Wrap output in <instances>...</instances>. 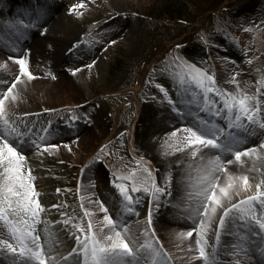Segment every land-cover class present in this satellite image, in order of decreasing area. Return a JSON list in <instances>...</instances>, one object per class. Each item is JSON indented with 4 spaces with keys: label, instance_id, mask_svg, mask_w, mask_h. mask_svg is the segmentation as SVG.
<instances>
[{
    "label": "rangeland",
    "instance_id": "obj_1",
    "mask_svg": "<svg viewBox=\"0 0 264 264\" xmlns=\"http://www.w3.org/2000/svg\"><path fill=\"white\" fill-rule=\"evenodd\" d=\"M44 1L46 0H37L36 4L41 6ZM51 3L57 6L53 15L61 19L56 25L55 36L60 42H67L58 46L59 51L63 52L66 49L64 54L68 56V52L77 48L76 56L71 57L74 61L70 65L67 64L71 69H63V63L67 59L63 58L61 64L55 65L54 60L48 56L56 47V38L51 42L48 40L49 43L44 44L43 47H36L35 50L31 48L35 40L40 37L39 33L31 35L34 29L40 27L38 23L33 30L30 28L26 37L22 39L27 47L23 48L20 54L17 55V50L4 51L0 45V56L6 59L11 56V60H15L13 57H18L31 48V52L34 53L31 66H34L38 75L48 77L45 64H52V68L71 73L75 80L70 84L71 86L59 87L62 92L56 93L57 90L52 88L53 99L46 98L47 101H44L47 97L44 91L37 95L22 90L15 84L18 93L14 90L11 92L12 101L15 99L13 107L10 103L4 104L11 125L26 118L27 115L34 116L40 108L47 110L56 108L54 106L59 104L65 106L71 102H81L89 96L95 98L87 108H83L85 115L96 116L97 119L94 127L89 129L90 136L85 133L81 138L74 139L67 144L66 149L64 148L65 152L59 149L64 145L54 143L53 140L48 145L53 143L55 147L43 146L41 153L39 151L25 157H31L30 162L25 159L22 161V163H30L27 166L23 164L24 172L27 174L28 169H31L33 183L43 206V211L39 213V223L36 225L37 231L48 264H56L58 254L64 253L68 256L76 247V237L84 235L79 230L82 222L86 230L95 231L101 236L108 233V231L102 232L99 228L100 225L106 228L108 224L103 220L106 199L98 195V187L104 188L108 180L115 178L109 176L107 180L101 160L108 162L114 172L126 174L120 182L127 181L128 189L132 193L136 192L139 197L144 194V189L133 191V179L129 177L135 178L137 175L147 174L133 173L132 148L134 147L136 152L139 147L149 156L151 162H148L149 165L159 166L157 158L167 156L174 150H182L177 147H186L180 142V135L168 134L172 135L171 137L175 136L177 141L163 138L161 140L163 148L160 146L158 149L156 146L153 150L154 143L149 142L150 134L147 128L149 122L145 126L144 123H140L148 111H152L155 117L159 113L166 112V108L161 107L164 105L163 100L171 102L167 99L166 89L169 78L176 72L182 71L180 69L184 65H195L214 77V83L205 81L209 88L227 90L235 95L246 93L258 97L259 101H264V0H51ZM73 6H76L75 10ZM123 7L127 10H123ZM43 8H38L33 13L37 14L38 20L41 18ZM113 11H115L113 15L106 16ZM52 16L43 20L41 31L47 24L51 26L57 19H52ZM18 21L22 24L28 23V19L24 18H19ZM12 25L16 27L15 24ZM52 35L54 33H51ZM63 37L65 39L62 40ZM1 41L6 43V40L0 36V44ZM176 43L181 44L170 50L169 47ZM73 69L78 71L74 72ZM3 71L4 73L0 75V84L5 89L6 86L9 87L13 75L8 77L7 71ZM55 72L56 70L52 73ZM165 75L168 77L164 79ZM182 75L187 77L184 72ZM188 79L186 82L189 84L183 87L187 95L188 92L193 93L194 89L191 86H196L191 76ZM155 84L163 85L162 96L155 91L157 88ZM41 86L38 85L39 88ZM46 90L49 94V90L47 88ZM203 91L200 87L198 93ZM207 94L214 95H210V98L217 102L216 96L219 95L216 92L210 91ZM217 103L216 106L219 107L221 104ZM20 113L25 114L18 115ZM110 120H113V123ZM257 122L263 124L262 130L258 132L264 140V116ZM2 131L4 129L0 126V132ZM252 133L249 134V141L241 138L247 142L244 148L243 145L241 147L243 150L252 149L251 153L246 155L251 157L256 165L241 169L248 180L255 172L259 174L262 182L264 181V146L257 143V137ZM32 134L35 135V131L26 132L27 136ZM22 143L23 140L20 144ZM187 146H193L188 160H196L197 154L192 155L195 145ZM16 148L20 150L18 146ZM152 151H155L154 154ZM66 157L73 162L70 168L65 166ZM79 157L80 160L77 162ZM82 163H84L83 170L80 167ZM235 165L240 166L238 161H235ZM171 169L173 167L168 166L165 171ZM227 169L223 173L229 174ZM239 169L240 167L237 174H230L229 177H240ZM79 172L85 173L87 177L82 173L78 174ZM260 185L259 190H263L264 183ZM240 187L242 188L233 190V196L228 195L229 198L231 197L230 201L226 198L223 204L239 197L246 186ZM85 209L92 213L91 229H88L89 216L85 215ZM132 210L133 208H130V211ZM154 213L152 212V216ZM144 218L145 215L138 220ZM122 219L123 226H128L126 238L130 240L132 227L138 220L132 221L130 215L123 216ZM110 227L109 225L108 228ZM5 239L15 243L6 223L0 219V241ZM7 252L10 254L8 250ZM11 255L12 258L5 264H24L25 257L19 253H11ZM68 261L72 262L71 259Z\"/></svg>",
    "mask_w": 264,
    "mask_h": 264
},
{
    "label": "snow or ice",
    "instance_id": "obj_2",
    "mask_svg": "<svg viewBox=\"0 0 264 264\" xmlns=\"http://www.w3.org/2000/svg\"><path fill=\"white\" fill-rule=\"evenodd\" d=\"M76 6H73L75 10ZM18 62L21 73H27L29 77L34 74L27 67L26 60L23 57H13ZM189 69V75L191 79L195 81L205 93L216 92L223 101V107L227 109L229 118H234L237 123L242 122L244 118L248 122H253L256 115L259 113V98L256 96H249L246 93L235 95L227 90H219L215 87L209 88V83H214V77L209 76L202 69L197 68L195 65H186ZM72 71H78L73 69ZM20 76L16 77L19 80ZM14 86V85H13ZM11 92V87L8 88ZM7 97L0 98V126L4 131L0 132V219H2L13 237L15 243H10L7 239L0 241V248L5 247L11 253H19L25 257L24 264H48V260L45 255V249L41 243L40 235L37 231L36 225L39 223V213L43 211V206L39 200V192L35 189L33 183V177L31 175V169H28L27 174L23 171V163L25 155L22 151L18 150L13 142H10L9 137L15 135V129L11 126V121L7 117L4 110V100ZM207 100V96H205ZM255 101V105H253ZM220 111L217 110L216 115H219ZM184 131L188 134V138L185 146L195 145L192 155L195 156L196 152L201 146H212L215 149H223L224 151H233L234 142L228 141L227 143H221L219 141L220 129L212 128L207 122H203L199 126L186 127ZM175 134V133H173ZM44 147H55V145H43ZM252 149H244L242 151H235L234 155L237 160L241 158L243 154H250ZM220 161L219 155L215 157H209L207 164L202 168L204 173L203 177L199 180V195L204 200V212L209 215H214L217 211V206L221 205V198L229 195V188L231 183L224 187H219L215 181L218 179L214 176V171L217 170V162ZM223 163L222 161H220ZM231 163V161H229ZM148 174L146 176L137 175L133 179L132 188L133 191H139L143 188L146 192H151L155 197L156 193L166 191L162 189L152 178L151 172L148 169H144ZM136 170L133 169V173ZM120 181L124 179L121 175L118 177ZM244 185L248 184V177L243 178ZM119 191L123 193L126 200L132 201L133 197L129 193L128 187L124 183H117L113 181ZM261 183H264L262 181ZM219 187V193L217 188ZM261 185L257 184L258 191L252 196L246 197L243 201L237 204H232L230 208H225L223 216L220 218V227L223 228L225 218L229 215V212L234 209H243L244 205L250 204L252 201L259 199L261 203H264V191H260ZM105 215L103 220L110 225V229L106 235H98L95 231L86 230L83 222L79 225V230L84 235L76 237V245L73 252H81L83 254V264H127L125 256L137 255L133 245L130 244L127 237V229L121 228L117 221L108 214L107 207H103ZM85 215L89 216L87 222L88 229L92 227L90 210H84ZM199 214V210H198ZM251 215V213H249ZM252 219H257L256 216H252ZM152 221L151 207L148 211V223ZM261 228H264V219L259 220ZM147 232L148 230L145 229ZM154 231V229H153ZM193 231L189 230L186 235L191 237ZM196 243L199 245V256L208 259V253L206 252V225L203 219L200 220V228L197 234ZM141 248L148 250L155 257L161 255L160 251L156 249L152 243L145 241L140 245ZM162 247V245H161Z\"/></svg>",
    "mask_w": 264,
    "mask_h": 264
},
{
    "label": "bare ground",
    "instance_id": "obj_3",
    "mask_svg": "<svg viewBox=\"0 0 264 264\" xmlns=\"http://www.w3.org/2000/svg\"><path fill=\"white\" fill-rule=\"evenodd\" d=\"M12 1H14V0H12ZM1 2L2 1L0 0V4H1ZM19 3L21 4V6L18 9L17 16L15 18L19 19L21 9H26V12L32 13V10L30 9L31 8V4L30 3L26 2L25 5H23L20 1H19ZM11 6L14 7V4L13 5L11 4ZM11 9H13V8H11ZM11 9H9V10H11ZM123 10H127V8L123 7ZM113 13H114V11H113ZM41 16L45 20L47 19V16L45 14H43ZM31 17H33V15H31ZM58 22H61L60 18H57L56 20H54V22L52 23L51 26H48L47 28H45L44 32L42 34H40V37H38L35 40V42H34V44L32 46V48L35 50L36 47H43L44 44H47V43L51 42L52 40H54L56 38V40H55L56 47L53 48V53L48 55L50 57V59L54 60L55 65H58V64L62 63V59L64 58L63 52L66 50V49H64L63 52H60L59 51L60 47H58V46L63 44V43L64 44L67 43L65 41L64 42H62V41L60 42V40H58L57 37L55 36V32H57L56 25H57ZM37 23H40V22L38 21ZM51 33H54V35L51 36ZM63 39H65V38L63 37L62 40ZM48 40H50V41L48 42ZM33 55H34V53L28 51L22 56L26 60L27 67L34 74L32 77H29L27 75V73H21L19 65H18V62L16 60L14 62H12V60H10V59H6L5 57H0V75L4 73L3 70L7 71L6 76H8V77H11L13 75V81L11 83H9V87H11V92L14 90L16 93H18V89L15 87L16 85L18 87H20L22 90H28L29 92L36 93L37 95L44 91L46 96H47V97H45L44 101H47L46 98H48V100H52L53 99V95H52L53 90H52V88L55 91L57 90L56 93L62 92V89L59 88V87H66V86L68 87V86H71L70 84L75 82L74 77H73V75H71V73L63 72L62 69H54V68L51 67L52 64L51 65H49V64L46 65L45 64V66H46L45 70L48 71L47 74L49 75L48 77H43L41 75H38L37 72H36V69H34V66H31V58H32ZM55 70H56V72L52 73ZM17 76H20L19 80H16ZM40 84L42 86L39 88L38 85H40ZM61 84H64V85L62 86ZM44 86L49 90V94H47L48 91L46 90V88L44 89ZM9 87L6 86L7 90H5L3 88V86H2V84H0V94L3 95L4 97L5 96L7 97L6 99L8 101L4 100V104L7 105L8 103H10L12 105V107H13V102H15V99H14V101H12V99H11V95L12 94H11V92L8 91ZM90 97H92V96H89V98ZM0 98H2V97H0ZM83 102H85V101L71 102L69 105H76V104L83 103ZM60 105H63V104H59V105H56L54 107H58ZM24 111H28V110H24ZM179 115H181V114H179ZM168 120H169V118H167L165 116H162L161 114L158 115L157 117H155L153 115L152 111H148V113L145 116L144 120L142 122H140L141 124L144 123V126L147 125L146 124L147 122H149V125H147V128H148V132L150 134L149 135V137H150L149 138V142H153L154 143V144L152 143L153 146H154L153 150H155L156 146H157V148L160 147V146L163 148V144L161 142L162 138L174 139L173 142L177 141V139H175L174 137H171L172 135H170V136H167V135H157V136H155L157 131H160V130L161 131H165V130H167V129H165L163 127L164 125H162L161 122L164 123L165 121H168ZM152 121L155 122L156 126L149 127L152 124ZM140 125H138V126L140 127ZM168 133H171V134L175 133L176 135H180L181 136L180 137V142H182L184 144V146H185L187 138H188V134L184 131V129H176V130H172V132L168 131ZM86 135L90 136L91 135L90 131H87ZM81 137L82 136H80L79 138H81ZM84 140H85V138H84ZM91 144H92V142H91ZM87 145L90 146L89 142H87ZM204 147H202L201 149L203 150ZM209 147H211V146H207L206 149H208ZM64 148H65L64 146H60L59 147V149L62 152H65ZM191 148L192 147H190V146H186L182 150H174L173 152H170L169 155L164 156L162 158H157V159L160 161V163L163 166H165V165H166V167L172 166L178 172L176 175H174V177H172L173 181L171 180L170 176L164 177L166 179V181H167L166 182V187L172 186L173 184H168V183H172V182L175 183V181H174L175 178L178 179V180L181 179L183 183H188L191 180V178L190 177H183V176H185V174L188 173L189 170L194 169V168H195L194 170H196L198 167H200V170L196 174H194L195 177H196V180H194V182L197 184L196 186H194V192L189 190L188 187L179 180L180 181V185H181V189H180L179 192L175 193V198H177V195H180L181 201L184 204V208H183L182 212H183V214L188 215L191 225L196 226L198 221L203 219L205 221L206 231H209L210 224H215L217 219L220 220V218L222 217L221 213L219 215H217V214H218L219 208L222 206L223 203H225L226 198L228 199L229 196H233V193H234L233 190L237 189L238 187L242 188L240 186H245L243 184L244 182H243L242 178L244 176H246V175L243 174L241 168H252V167H254L256 165V162L252 161L251 160L252 158L247 156L246 154H243L239 160H237L235 158V155H234V157L229 160V161H231V163H229V161L226 163V168L225 169L229 168V169H227L229 174L222 173L221 171L223 169H221L220 167H218L217 170L214 171V176L218 178L217 179L218 180L217 181V185L219 187H224L225 185L227 186L230 183H231L232 186L229 188V196L221 198V205L217 206L216 213L214 215H211V219H209V215L205 214V212H204V200L199 195V192H198V189L200 187L199 180L204 175V173L202 171V168H203V166L205 164H207L208 158L205 159L207 157L206 156L205 158L198 159V161L194 160L193 163H191L188 160V156H189V152H190ZM158 149H160V148H158ZM154 152L155 151H152L153 154H154ZM79 160H80V157L77 158L76 161L79 162ZM235 161H238L240 166L239 165H235ZM23 164H24V166H27L30 163L24 162ZM82 164H84V163H82ZM217 165H220L219 162H217ZM65 166H67L69 168L72 166V163H70V161H69V159L67 157L65 159ZM239 167H240V169H239L238 175L240 177L230 178L229 177L230 174H237V171H238ZM23 171H25L24 167H23ZM181 171L184 174H182ZM170 173L171 172H169V175H170ZM178 180H176V181H178ZM259 180H260L259 174L253 172V176H251L250 180H248L247 186L243 188V190H244L243 192L244 193L242 192L241 195L242 196H246V195H248V193H250V194L253 193L252 195H254V193H256L258 191L257 190V184H261V183H258ZM219 187L217 188V192L218 193H219ZM260 191H264V190H260ZM192 197L197 198V199L194 198V200H193L194 201L193 202L194 206H193V204L191 202ZM180 198H177V199H180ZM230 198H229V201H230ZM198 199L200 200V202H199ZM234 201L235 200H232L231 202H234ZM231 202H229V203H231ZM198 203H201V207L200 208H197L198 207L197 206ZM125 210L128 211V207H126ZM198 210H199V214H198ZM238 210L240 212H236L235 209H234L235 215H233L232 217H230V218L225 220L223 228L217 227L216 232L213 233V231H212V233L214 234V239L217 242L216 248H220L219 250H217L215 252V256L216 257H219V256L223 257V256L227 255V252H228L227 250L222 249L223 245H221L219 243L220 238H224L226 236V235H224V232H223L224 228H229L230 229V231H229L230 237L229 238L234 241L235 245L241 251H243L242 244L237 240L238 237H240L241 234H246V237L250 238L252 235H254L253 231H256L257 233H261L260 231H264V228H261L260 224L255 225V223H252L249 220H247L248 225H244L242 228H235V230H234V226H232V224L235 223L234 221L240 220V219H238L236 217V215H242V216H248V217H252L253 216L252 210H250L248 207L244 206L243 209H238ZM145 211H147V209H144L141 212H139L137 214V216L138 217L143 216ZM167 211H169V210H167ZM159 213L162 216L164 214V210L159 212ZM249 213H251V215H249ZM174 214H175V216H177L176 213H174ZM175 216L171 215L170 212H168L163 217L158 218V221L157 220H155V221L152 220L151 224H149L148 220H147V223L151 227L148 228V231L146 232V234H148L149 232L152 231V232H155L161 238H168L169 236H179V237H184L185 239H188V236L186 234L177 233L178 231L183 230V229L179 228V226H175L174 225L175 222H176L175 220H173V219H175ZM133 219H134V217H133ZM214 219H215V221H214ZM99 220H101V219H99ZM145 227H146V225L144 223V220H138L137 224L132 229L134 231H136V232H139L142 228H143L142 230H145L144 229ZM192 227L193 226H190V228H192ZM108 229L109 228H106L105 232L108 231ZM153 229H154V231H153ZM186 232H188V231H186ZM213 234H212V238H213ZM209 235L210 234L208 233L206 235V237H208ZM259 235L260 234H258V236ZM61 241H62V239H61ZM191 244H192V241L190 242V245ZM5 248H6V246L0 248V263H2V264H5V262H7L9 259L12 258L11 252L9 254L7 252V250H5ZM198 248H199V245L195 241V248L188 247L187 248L188 253L185 250L182 251L181 253H184V255H179V256L183 257L182 263L183 264H197L198 260H199V257H200L197 254V252H196V250ZM262 251H264V250H262ZM147 253H150V252L147 250ZM210 255L213 256V253L210 254ZM228 255H230V253H228ZM178 258H180V257H178ZM235 260H236V258L234 256H232L231 260H229V261L223 260L222 262H230V261L233 262ZM240 262H238V264ZM256 263L259 264L258 262H256ZM65 264H70V262L67 261ZM71 264H73V262ZM225 264H228V263H225ZM244 264H246V263H244ZM248 264H255V263L252 262V263H248Z\"/></svg>",
    "mask_w": 264,
    "mask_h": 264
}]
</instances>
